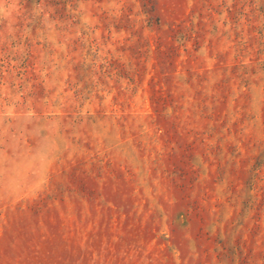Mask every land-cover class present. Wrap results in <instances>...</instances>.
<instances>
[{
    "label": "rangeland",
    "instance_id": "rangeland-1",
    "mask_svg": "<svg viewBox=\"0 0 264 264\" xmlns=\"http://www.w3.org/2000/svg\"><path fill=\"white\" fill-rule=\"evenodd\" d=\"M0 264H264V0H0Z\"/></svg>",
    "mask_w": 264,
    "mask_h": 264
}]
</instances>
